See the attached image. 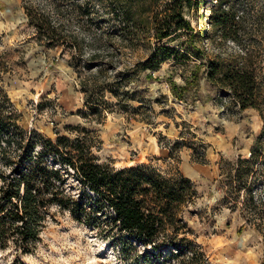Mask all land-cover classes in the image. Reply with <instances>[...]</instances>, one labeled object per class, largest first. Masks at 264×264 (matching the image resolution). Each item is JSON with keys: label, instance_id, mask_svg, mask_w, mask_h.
<instances>
[{"label": "rangeland", "instance_id": "1", "mask_svg": "<svg viewBox=\"0 0 264 264\" xmlns=\"http://www.w3.org/2000/svg\"><path fill=\"white\" fill-rule=\"evenodd\" d=\"M222 1L205 0L186 13L193 41L178 48L188 60L171 57L150 71L142 62L152 37L125 17V0H0V87L26 137H84L99 162L183 174L197 191L185 218L211 264H264V159L251 188L254 205L227 174L232 161L248 157L262 120L210 83L200 65L248 52L264 66V0ZM219 5L239 15L240 44L211 23ZM31 19L53 24L52 45ZM196 71L197 84L190 81ZM93 79L105 88L97 112L85 105ZM186 82L179 99L171 83ZM43 154L60 167L48 150ZM65 179L76 195L78 183ZM133 254L52 206L36 249L23 255L0 249V264H134Z\"/></svg>", "mask_w": 264, "mask_h": 264}, {"label": "trees", "instance_id": "2", "mask_svg": "<svg viewBox=\"0 0 264 264\" xmlns=\"http://www.w3.org/2000/svg\"><path fill=\"white\" fill-rule=\"evenodd\" d=\"M204 1L125 0V17L152 37L143 68L154 71L171 57L188 60L178 48L193 41L192 26L185 15L200 9ZM238 18L233 7L219 5L211 23L221 30L223 38L240 44ZM31 21L52 45L53 24ZM182 36L184 40H176ZM201 64L210 83L225 89L240 109L254 108L261 117V131L248 157H237L227 171L236 182L234 189H246L254 205L251 188L264 159V66L256 65L248 52L233 61L218 58ZM197 78L196 71L191 83L197 84ZM96 83L93 79L86 88L85 105L92 112L105 105L100 94L105 88ZM188 86L189 82L182 86L171 83V91L182 99ZM37 145L41 147L38 152ZM90 148L79 136H58L54 141L39 140L35 135L26 137L13 105L0 87V249L11 248L18 255L32 253L41 240L50 208L56 206L108 237L123 254L133 250L130 262L134 264H211L185 218L197 198L190 179L152 165L116 167L99 162ZM44 150L53 154L60 167L50 166ZM65 176L78 183L80 191L76 195L67 191Z\"/></svg>", "mask_w": 264, "mask_h": 264}]
</instances>
